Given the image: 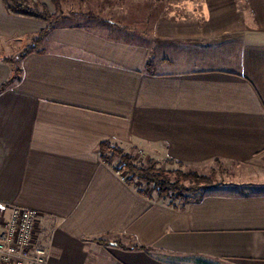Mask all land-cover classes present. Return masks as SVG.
Returning <instances> with one entry per match:
<instances>
[{
    "label": "crops",
    "instance_id": "1",
    "mask_svg": "<svg viewBox=\"0 0 264 264\" xmlns=\"http://www.w3.org/2000/svg\"><path fill=\"white\" fill-rule=\"evenodd\" d=\"M147 1L97 0L94 24H59L0 93V230L36 209L50 264H264V187L177 208L99 152L239 161L264 183V0H173L128 21ZM45 26L0 0V87Z\"/></svg>",
    "mask_w": 264,
    "mask_h": 264
},
{
    "label": "rangeland",
    "instance_id": "2",
    "mask_svg": "<svg viewBox=\"0 0 264 264\" xmlns=\"http://www.w3.org/2000/svg\"><path fill=\"white\" fill-rule=\"evenodd\" d=\"M173 2V0H148L146 3H144V5L143 3L140 6L134 4L135 17H132V13L129 14V16H126H128V21H136L137 18L142 17L140 11L150 10L152 13V19L153 17L155 18L158 13H168L170 12V10L174 9L175 7L172 5ZM54 4V10H50L56 12V14L58 15H65V18L62 19L59 24H94L95 22L93 20L94 18H96L95 15H97L100 10L105 8L104 5V7L100 6V3L98 4L97 0H57V2H54ZM130 5L129 8H131ZM134 23L137 24V22ZM130 25L132 26L133 24ZM25 47L26 46H24V48ZM113 143L118 145L125 152L133 154L139 162L148 164L150 160H154L152 158L146 157L133 148H126L116 142ZM104 161L108 164H112L115 167L119 162V158L113 155L111 152H105ZM157 162L159 166L165 170L181 169L186 172L193 171L195 173H198L199 175L210 177L211 181L207 183L204 182L195 184L194 182H186V185L191 187L192 189L188 192H185L184 196L191 200H194L201 195L205 196L208 193L213 192L237 193L239 191H242L243 189H246L247 187H255L256 190L260 191L264 187V183L260 181L261 178L259 176H255V170H253L252 167L247 163H241L239 161L214 158L209 161L191 163L176 162L173 160H170L169 162ZM138 188L145 191L146 194H153V196L158 198V195L154 191L152 186L143 184ZM170 200L171 199H167V202ZM172 200H176V203L179 205L184 204V201L181 198H173Z\"/></svg>",
    "mask_w": 264,
    "mask_h": 264
},
{
    "label": "trees",
    "instance_id": "3",
    "mask_svg": "<svg viewBox=\"0 0 264 264\" xmlns=\"http://www.w3.org/2000/svg\"><path fill=\"white\" fill-rule=\"evenodd\" d=\"M57 2V0H54ZM6 9L11 14L21 15L24 17L35 18L45 22L46 26L33 38L30 45L26 46L22 51L14 56L7 57V61L13 68V73L10 79L0 87V93L10 87L13 83L21 80L22 59L33 51L42 50L40 47L44 43L50 31L59 25V22L65 18V15H58L51 11L47 4L41 0H4ZM152 60L146 62V69L151 70ZM101 158L104 160L105 152H111L119 158V162L114 169L126 178L129 185L135 186L141 194H146L141 190L140 185L146 184L152 186L157 193L159 199L167 200L173 207H183L189 204L192 200L184 196L192 188L186 185V182L207 183L211 181L210 177L199 175L193 171L165 170L159 166L155 160H150L148 164L139 162L133 154L125 152L112 141H103L99 146ZM201 195L194 200L202 199ZM173 198H181L184 201L183 205L176 203ZM193 200V201H194ZM102 241V240H100ZM2 264V263H0Z\"/></svg>",
    "mask_w": 264,
    "mask_h": 264
},
{
    "label": "built area",
    "instance_id": "4",
    "mask_svg": "<svg viewBox=\"0 0 264 264\" xmlns=\"http://www.w3.org/2000/svg\"><path fill=\"white\" fill-rule=\"evenodd\" d=\"M39 214L36 209L15 207L0 230V263L50 264L45 248L36 243Z\"/></svg>",
    "mask_w": 264,
    "mask_h": 264
}]
</instances>
